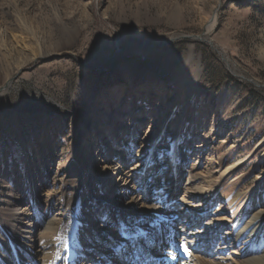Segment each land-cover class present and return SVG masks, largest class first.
Returning <instances> with one entry per match:
<instances>
[{
    "label": "rangeland",
    "instance_id": "374dc122",
    "mask_svg": "<svg viewBox=\"0 0 264 264\" xmlns=\"http://www.w3.org/2000/svg\"><path fill=\"white\" fill-rule=\"evenodd\" d=\"M151 155L150 193L158 180L162 196L174 186L175 202L197 194L207 209L176 215V244L189 250L223 219L193 253L244 264L231 222L250 192L264 209V0H0V244L38 223L31 197L59 210L78 192L85 261L97 263L103 230L118 237L129 209L120 187L97 211L104 168L133 172L140 190ZM32 239L40 248L51 235L35 228Z\"/></svg>",
    "mask_w": 264,
    "mask_h": 264
},
{
    "label": "bare ground",
    "instance_id": "6f19581e",
    "mask_svg": "<svg viewBox=\"0 0 264 264\" xmlns=\"http://www.w3.org/2000/svg\"><path fill=\"white\" fill-rule=\"evenodd\" d=\"M215 24L216 17L214 15L208 25V30L212 31ZM152 124L156 128V122H152ZM163 138L164 132L161 131L157 134L156 139H153L155 145L158 140ZM180 138L179 133L173 141L169 154L167 153L171 157L173 168L179 162ZM152 158L151 155V160ZM153 162H155L154 159L151 162L149 160V163L145 166L139 167V174L145 177L138 182L140 183V190L135 188L134 185H130L134 184L136 178L133 172H127L120 165L116 166L117 168L113 165L104 168L106 172L103 174L102 180L105 182H103L100 189L102 198L101 202L97 203V211L101 208L105 211L109 210L107 208L108 202L120 187L127 189L126 193L124 196L117 195L115 200H118V202L126 200L129 209L123 214V217L127 220L121 221L122 228L118 237L109 236L108 231L103 230V233L107 234L109 238V251L108 253L101 252L103 256L98 262L90 264H153L162 261L164 258H173L178 261V264H194V262L195 264H207L204 258L195 255L193 251L194 249L199 250L198 244H205V246L210 247L215 242L216 235L222 230L221 225L225 223V220H219V224L214 226L213 229H209L207 233L201 236V239H195L197 245L190 244L188 254H185L184 248L179 246L171 251L170 246L173 245L172 240H175L176 234L175 225L178 224V220L182 219L180 216L179 219L176 218V215H181L184 212L185 215H198L200 217V215L207 212V209L204 210L200 208L201 206H196L198 196L195 194L190 195V197H183L182 202H179L181 203L180 210L174 211V207L179 205L170 196L174 186L170 187L169 193L162 196L161 192H156L158 180H155L154 190L150 193L148 188L146 189V185L150 181L148 172L152 169L150 165ZM229 172L230 170H227L223 176ZM160 173H156L157 178L160 177ZM137 191H140L141 195L133 196ZM78 195V192L72 193L67 198V202L62 206L60 205L59 210L56 208L55 210L46 209L43 211L36 202L35 197H31L32 212L38 223L33 226L31 223L22 222L15 233L14 241L0 244V264H81L83 262L86 264L85 260L88 258L85 257V249L89 245L88 243L84 244L79 236L87 223V215L81 212L80 205L77 202ZM258 198L253 191L247 196L237 198L234 201L236 206L231 222V227L234 230L232 239L233 244L244 258V264H264V209L261 208ZM202 204H205V202ZM183 220H185L184 230L194 229L199 222V218L197 220L194 218ZM35 228L39 231L49 232L51 235V239L45 244L43 243L40 248L34 246L33 239L30 240L33 238ZM201 233L196 232L195 234L201 235ZM183 247H186V245H183ZM159 248L161 251H159Z\"/></svg>",
    "mask_w": 264,
    "mask_h": 264
},
{
    "label": "snow or ice",
    "instance_id": "6c2138e0",
    "mask_svg": "<svg viewBox=\"0 0 264 264\" xmlns=\"http://www.w3.org/2000/svg\"><path fill=\"white\" fill-rule=\"evenodd\" d=\"M183 247V246H182ZM185 254H188V250L186 247H184Z\"/></svg>",
    "mask_w": 264,
    "mask_h": 264
},
{
    "label": "water",
    "instance_id": "95a60500",
    "mask_svg": "<svg viewBox=\"0 0 264 264\" xmlns=\"http://www.w3.org/2000/svg\"><path fill=\"white\" fill-rule=\"evenodd\" d=\"M189 38H191V37H188L187 39H189ZM197 39H200V38H197ZM201 40V39H200Z\"/></svg>",
    "mask_w": 264,
    "mask_h": 264
}]
</instances>
